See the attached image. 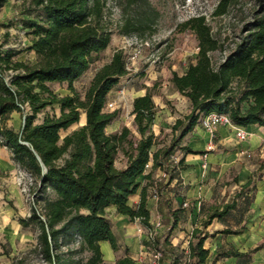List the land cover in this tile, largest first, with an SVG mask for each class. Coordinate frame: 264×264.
Masks as SVG:
<instances>
[{"label": "trees", "instance_id": "16d2710c", "mask_svg": "<svg viewBox=\"0 0 264 264\" xmlns=\"http://www.w3.org/2000/svg\"><path fill=\"white\" fill-rule=\"evenodd\" d=\"M9 1L0 0V11ZM31 1L26 13L35 17L26 23L31 37L28 50L35 53L37 61H19V52L3 53L0 45V138L12 160L36 181L40 197L29 218L19 220L20 225L38 229L35 251L47 264H73L58 254L60 240L70 237L80 238V250L90 254L86 264H104L103 242L109 243L114 253L122 252L116 264H135L107 211L115 208L118 214L139 221L149 230L148 198L155 196L163 226L152 241L143 245L160 254L158 264H180L186 251L181 253L170 239L183 222L188 206L185 199L178 202L183 194L181 173L188 169L185 156L203 154L183 146L184 140L200 117L211 113L227 115L238 127H264V6L253 18L251 28L242 30L216 66L210 55L221 51L222 46L205 18H192L184 24L183 30L196 35L199 55L182 77L173 74L172 83L189 100L191 111L172 126L170 143L157 148L159 139L151 127L158 107L150 91L133 101V125L138 136L128 127L112 134L106 132L120 115L118 111L106 112V105L109 94L129 74L124 51H116L111 61L97 71L84 96L74 85L111 42L112 32L103 24L105 0ZM228 5V0H223L216 15H224ZM136 30L128 22L124 33ZM52 84L66 85L70 95H57ZM54 107L59 108L60 115L47 114L36 123L38 116ZM14 112L23 117L19 132L7 126ZM82 114L86 125L62 138L61 132L77 125ZM178 152L184 153L179 161ZM120 156L125 159L123 168L116 166ZM142 177L145 185L141 201L131 207L130 198L140 189ZM238 182L235 177L224 185ZM255 192L252 178L221 211L216 201L202 206L205 219L193 231L187 264H207L210 252L204 245L210 237L205 231L208 225L228 217L237 209L238 200L248 208L256 198ZM40 202L43 208L39 211L36 206ZM243 229L225 228L221 234L240 235ZM262 249L264 242L246 254L232 247L221 248L210 264L229 258L250 261L251 254Z\"/></svg>", "mask_w": 264, "mask_h": 264}, {"label": "rangeland", "instance_id": "374dc122", "mask_svg": "<svg viewBox=\"0 0 264 264\" xmlns=\"http://www.w3.org/2000/svg\"><path fill=\"white\" fill-rule=\"evenodd\" d=\"M31 2V0H10L1 9L0 45L3 46L1 52L6 53L8 50H14L20 53L17 60L35 63L37 61L35 53L28 50L31 46V37L29 36L30 31L26 29V23L29 20H34L35 17L26 13ZM105 2L103 24L112 32L111 42L108 48L96 57L91 68L74 85L84 96L97 71L111 61L116 51H124L126 58L140 54L132 72L122 79L110 93L108 100L113 107L106 109V112L118 111L120 115L118 120L107 128L106 132L112 134L128 127L133 134L138 136V130L133 125V101L150 91L154 95L153 100L158 107L151 127V131L159 139L157 148L170 143L172 126L178 119L187 116L191 111L189 100L183 97L172 83L173 74L184 75L189 65L195 63L197 55H199L196 35L190 30H183L184 24L192 18H205L213 37L222 46L221 51L210 55L212 63L216 66L233 47L242 30L251 28L253 18L264 6V0H228L229 5L226 13L218 16L216 11L223 0H105ZM128 22H132L138 30L125 34ZM50 86L59 96L70 95L66 85L52 84ZM47 114L60 115V110L58 107L48 109L44 114L38 116L36 123H41ZM12 124L14 125L12 129L16 132H19L23 126L19 117ZM85 124L86 116L82 114L77 125L70 126L68 130L61 132L62 138ZM197 142H201L200 136L195 137L191 134L182 145L192 147L194 151H197L202 148L200 147L201 143L197 145ZM215 151L214 144L209 140L203 150L204 156ZM183 157L184 153L178 152L176 160L179 161ZM186 159L192 162L193 169L181 173L183 193L188 188H196L199 183H202L206 178H211L215 173L207 161L203 164V169L196 170L194 164L195 160L199 159L197 156H187ZM124 165L125 159L120 156L116 166L123 168ZM200 170L204 175L201 179L197 175L200 174ZM236 174V171L230 172L228 180L232 181ZM24 179L27 186V193H24L27 200V205H25L28 209L30 208L26 218H29L34 202L40 197L36 193V181L28 174L24 175ZM139 182L141 187L138 192L145 185L144 177L139 179ZM222 182L224 184L227 180ZM23 185L22 183L20 185L22 189ZM223 191L224 187L220 190L219 200L223 197ZM1 195L4 197H0V204L6 198V194ZM231 200L232 198L229 201ZM42 206L43 203L40 202L36 208L40 211ZM4 212L0 205V264H47L41 253L35 251L39 235L38 229L35 226L23 228L19 223L20 217L15 215V218H10ZM107 212L115 231L118 228L121 229L123 223L118 222L119 215L116 209L111 208ZM14 221H18L19 225L14 224ZM182 229V224H180L175 232V238L171 239L181 253L184 251L186 240L182 241L176 236H182ZM137 236H141V242L146 241L147 230L141 224L138 227ZM60 242L62 247L58 254L63 258L70 260L73 264L87 263L90 254L80 250V238H62ZM122 245L125 247L124 243ZM185 250H188V247ZM186 257L185 254L183 259L181 258L182 262L186 261ZM142 259L146 264H152L148 257H142Z\"/></svg>", "mask_w": 264, "mask_h": 264}, {"label": "crops", "instance_id": "0c3cea01", "mask_svg": "<svg viewBox=\"0 0 264 264\" xmlns=\"http://www.w3.org/2000/svg\"><path fill=\"white\" fill-rule=\"evenodd\" d=\"M19 61L23 60L20 59ZM143 96L145 95L139 97ZM17 117L20 118L23 125L22 115L20 116V113L14 112L7 122L8 128L14 126L12 123ZM238 131H244L248 134V139L246 141H240L236 136ZM191 134L195 137L200 136L201 142H197V145L201 143L200 147L202 148L195 152H202L203 154L187 156L199 157L198 160H195L196 162L194 164L196 170L203 169V164L207 161L211 164L210 168L215 173L212 174L211 178H206L202 183H199L196 188H188L182 194V197L178 198V202L180 203L185 199L184 203H187L189 208L188 206L186 207L185 217L181 223L183 227L182 236H176V238L182 239V241L186 240L183 250L186 251L185 254L187 255V250L185 249L191 243L193 231L196 228H200L201 222L205 219V215L201 211L202 206L216 201L221 211L225 204H231L233 202L236 194L240 192L241 187L253 178L256 185V198L254 202L248 208H245L243 202L238 200L236 210L232 211L223 221L214 220L205 230L210 234V237L204 245V248L210 252V259H208L207 264H210L213 256L221 248L232 247L237 252L246 254L264 242V127L257 125L238 127L231 125L220 126L214 132H207L205 129L196 125L189 135ZM209 140L214 144L216 151L204 156L203 150ZM189 148L193 150L192 147ZM187 156H185V164L188 166L186 171L193 169L192 162L186 159ZM232 171H236L237 174L235 177L239 182L225 186V183L222 184V181L227 180L226 183L231 182L228 178L229 173ZM27 174L12 160L10 150L0 144V197L2 196L1 194H6L5 200L0 205L2 210L5 211L4 214L10 216V218H15L16 215L21 219H26L30 212L28 211L30 208L28 209L26 206L27 200L23 191L27 188L24 181V175ZM197 175L200 179L204 177L201 170L200 174L198 173ZM21 183L24 184L22 186L23 189L20 187ZM222 187H224L223 197L219 200ZM230 198H232L231 201H229ZM140 201L141 190L130 198L129 203L131 207H137ZM148 209L151 212L152 223L158 219L157 204L153 198H148ZM118 215V222L123 223H121L123 225L121 229H116V234L120 242L124 243L129 251L130 258L135 264H146L142 259L144 257L142 255L145 240L141 242V236H137L140 223L138 221H131L126 216ZM13 223L19 225L18 221H14ZM225 228H231L233 230L245 229H243L240 235H223L221 232ZM175 232L171 239L175 238ZM171 239L172 244L176 246ZM100 245L104 256V264H116L118 256L123 255L122 252L114 253L109 243L103 242ZM216 264H264V249L251 254L250 261L229 258L222 259Z\"/></svg>", "mask_w": 264, "mask_h": 264}, {"label": "built area", "instance_id": "2783aa9c", "mask_svg": "<svg viewBox=\"0 0 264 264\" xmlns=\"http://www.w3.org/2000/svg\"><path fill=\"white\" fill-rule=\"evenodd\" d=\"M139 55L140 54H134V55L126 58V70L128 71V73L132 72L135 64L138 61ZM112 107H113L112 104L109 103V101H108L107 105H106V109L112 108ZM230 119L231 118H229L227 115H224V114L211 113L208 115L201 116L197 125L203 129H205L208 132H214L220 126H231V125H233L231 123ZM1 131H2V127L0 126V132ZM236 136L240 141H246L248 139V134H246L244 131H238L236 133ZM0 144L4 145V141L2 138H0ZM23 191H24V193H27V189H25ZM153 199L156 201L155 196ZM185 206H187V205L185 204ZM151 226H152L151 229H149V230L146 229L147 230L146 242L152 241L156 232L163 225H161V220L158 218L156 221L151 223ZM142 256H144L145 258L148 257L152 264H158V262L161 258L160 254H157V253L151 251L148 247H145V246H144V251H143ZM180 264H187V262L181 261Z\"/></svg>", "mask_w": 264, "mask_h": 264}, {"label": "water", "instance_id": "95a60500", "mask_svg": "<svg viewBox=\"0 0 264 264\" xmlns=\"http://www.w3.org/2000/svg\"><path fill=\"white\" fill-rule=\"evenodd\" d=\"M86 125V124H85ZM84 127V126H83Z\"/></svg>", "mask_w": 264, "mask_h": 264}]
</instances>
